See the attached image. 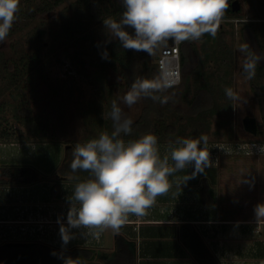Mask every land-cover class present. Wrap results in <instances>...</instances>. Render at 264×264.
Returning a JSON list of instances; mask_svg holds the SVG:
<instances>
[{
    "label": "rangeland",
    "instance_id": "1",
    "mask_svg": "<svg viewBox=\"0 0 264 264\" xmlns=\"http://www.w3.org/2000/svg\"><path fill=\"white\" fill-rule=\"evenodd\" d=\"M42 1L52 5L51 0H20L12 24L13 29L10 30L6 39L0 42V130L7 129L13 132V138L17 141L29 143L26 151H29L28 157L35 167L42 169V166L46 167L49 164L55 167L44 169L42 171L44 176L38 179L41 181L32 184L0 182L1 246L7 245L6 243L26 246L40 242L58 249L76 250L77 253L80 248H83L87 255H90L87 251L94 248L107 251L109 241L114 237L113 229L103 230L99 238L88 235V230L85 228L70 229L73 238L64 245L60 236V227L61 223L67 225L70 207L67 198L72 195L75 184L83 181L81 177L90 178L89 173L84 171L71 172L70 164L73 159L71 150L77 143L91 140L86 136L92 132L98 138L101 133L111 131L113 122L110 119H104L102 113L106 114L110 111L113 100L120 104L124 115L130 117L133 122L145 109L149 110L150 123H154L157 113L162 112L167 116L166 121L169 123L185 126L188 138H197L201 134H206L207 143H217V145L227 144L239 136L243 137L239 139H251L246 138L251 136L250 134L239 133L242 113L250 111L255 116L260 129L258 137L255 136L253 139L264 140V107L262 105L264 102L260 101L254 89V85L258 84L264 91V73L261 75L255 73L251 79H246L242 75L244 82L237 73L226 83L227 74L222 73L217 65L219 60H223V56H220L218 41L210 40V42L201 37L184 43L187 61L184 68L181 66V72L182 78L186 74L189 76L188 82L192 90L188 95L183 94L184 84H181L159 92L161 96L169 97L167 103L153 101L151 109L149 98L142 97L128 107L123 103V97L131 86L127 84L120 70L102 67V61L97 58L96 52L91 48L92 42L80 47L71 42L66 33L64 24L68 15L74 12L76 0H66L51 10L37 13L39 11L36 12L39 9L37 6L41 5ZM239 2L242 7L241 15L222 17L220 25L228 31L227 42L223 44L224 48L234 46L237 56L241 57L242 54L237 51L245 43L239 35L243 34L242 29L246 28V23L253 19L256 11H260L247 1L239 0ZM33 11L37 13L35 16ZM246 29L245 40L249 39L251 33ZM79 31L81 35L94 31V38L103 43L117 39L106 31L103 22L100 24L88 22L82 25ZM159 48L154 54L149 55L151 64L156 63ZM224 50L228 52V49ZM35 51H38L40 56L39 60L33 61L32 55ZM207 54L209 57L206 65L203 63V68L201 61ZM26 62L29 63V69L23 70V75L17 74L15 76L17 79L14 80L15 65L18 64V68H21L22 63ZM151 80L157 79L152 77ZM202 82L214 85L212 90L220 104L219 112L200 126L191 121L190 117L199 107L194 106L195 102L192 104L193 100L189 101L194 93L193 90L197 89V83ZM235 85L238 88L235 93L236 98L231 99L226 96L225 89L231 88L234 92ZM53 93L58 95L54 99L58 111L56 108L55 110L50 108L48 104ZM154 94L158 95V93ZM209 99L211 101L208 104L212 105V98L209 97ZM240 101L246 105L239 106ZM22 110H26L27 113L24 114ZM39 116L42 118L47 116L50 125L56 126L58 135L56 139L37 140L32 127ZM19 135L21 138L17 139ZM170 144L178 146L176 141L167 139L158 141L161 157L168 153ZM217 155V160H213L216 164H211L186 182L183 178L192 176L195 172L194 166L173 174L177 176L171 175L170 189L175 190V193L170 200L173 198L177 200L180 192H183L185 197L194 198L197 218L206 220L210 215L218 219L222 217L239 220L207 221L196 224L206 243L216 253L222 264H264V218H257L255 215L256 206L264 203V154L255 155L241 151L229 154L218 150ZM169 162L172 163L171 160ZM60 167L66 171L62 173L68 177L60 183L61 197L56 196L53 190L51 191L50 184L55 177H49ZM69 176L73 178L69 179ZM3 178L6 181L7 177ZM204 179L214 192L212 208L209 206L205 208L203 207L205 204L199 202ZM171 190L165 194L166 198ZM157 201L158 198L142 218L156 215V209H159ZM187 201H191L190 198ZM177 202L179 203L178 200ZM174 208L178 209L177 206ZM181 209L183 208L180 207ZM141 228L144 232L145 227L141 226ZM119 231L122 233L125 231L131 235L130 227L125 229L121 226ZM78 261L79 264L101 263L100 259L93 257Z\"/></svg>",
    "mask_w": 264,
    "mask_h": 264
},
{
    "label": "clouds",
    "instance_id": "2",
    "mask_svg": "<svg viewBox=\"0 0 264 264\" xmlns=\"http://www.w3.org/2000/svg\"><path fill=\"white\" fill-rule=\"evenodd\" d=\"M19 2L0 0V42L9 34ZM122 3L125 10L119 19L113 16L104 18L106 31L125 49L149 55L169 40H198L205 33L215 36L229 7L228 0H122ZM127 27L134 29L135 34L129 33ZM239 51L242 54V74L251 79L255 75L258 57L249 51L247 43L241 45ZM169 87V82L137 78L123 97V103L131 107L142 97L167 103L168 96L154 93ZM225 94L231 99L236 98L231 88H226ZM102 115L113 122L111 134L101 133L98 138L77 143L71 150V172L84 171L91 178L75 184L72 195L67 198L70 205L67 225L61 223L60 227L64 245L73 238L70 229L85 228L88 235L96 238L105 229L119 231L130 215H146L156 198L169 191L171 175L194 165L192 176L183 178L186 182L211 165L206 134L178 139V146L170 144L168 153L161 157L158 138L154 134L148 133L129 141L121 137V134L132 133L133 121L124 115L116 100L111 102L110 111ZM259 150L264 152V146ZM255 215L264 218V203L256 206ZM64 264H79V261L67 257Z\"/></svg>",
    "mask_w": 264,
    "mask_h": 264
},
{
    "label": "trees",
    "instance_id": "3",
    "mask_svg": "<svg viewBox=\"0 0 264 264\" xmlns=\"http://www.w3.org/2000/svg\"><path fill=\"white\" fill-rule=\"evenodd\" d=\"M66 0H51L52 5H48L44 1L41 2V5H38L39 9L36 10L37 13L40 11H45L53 7L58 6L59 4L64 3ZM252 4L255 9L256 7L259 9L260 12L256 11L254 14L253 19L246 23V28L251 30L249 41V51L255 56L258 57L256 62V74H263L264 73V0H244ZM50 2V1H48ZM122 0H76L74 2V12L68 15L66 19L65 30L71 42H74L80 47H84L91 43V48L94 52H96L97 58L102 61V67H110L113 69H119L122 75L125 77L126 82L128 85L132 86L133 82L137 79H147L150 80L152 77L159 80L161 83V72L158 68L157 63H152L150 60L149 54L143 51H135L130 49H125L121 42L118 39L114 41L103 43L102 41H97L94 38V31H90L85 35H81L79 31L82 25L87 24L88 22L102 23L104 18L107 16H113L117 19L120 18V15L124 11ZM33 16L37 13L33 11ZM240 12L236 13H227L225 11L223 17L229 16H240ZM242 29V33L244 34L245 29ZM13 29V27H11ZM10 29V30H11ZM126 30L131 33L135 34L134 29L127 27ZM10 32V31H9ZM227 33L228 31L223 29L222 25L219 24L217 33L215 36L211 34L205 33L202 38L206 40H213L218 41V48L220 50V56L224 59H231L234 53L233 47L224 48L223 44L227 42ZM243 34L241 36H243ZM217 38H214L216 37ZM244 38V37H243ZM186 41H182L180 43V61L181 66L184 68L186 61H187V52L186 49L183 47ZM211 42V41H210ZM217 44V43H216ZM224 49H228V52H225ZM262 53V55H258ZM40 53L35 51L32 55V60L36 61L39 60ZM91 56V55H89ZM106 56V58H104ZM92 57V56H91ZM209 55L207 54L204 59L201 61V66L204 68V64L206 63L207 58ZM220 58V57H219ZM16 63V62H15ZM204 63V64H203ZM222 63V60H219L217 65L219 66ZM6 65V64H5ZM206 65V64H205ZM15 72L13 73L14 80L17 78V74L23 75V70L29 69V63H22V67L18 68V64L15 65ZM202 72V71H201ZM188 74L183 76L182 84H184L183 94L188 95L189 91H191V87L187 84L188 81ZM210 83H197V89L193 90L194 93L189 102L192 101V104L195 102L196 107L199 109L194 110L191 114V121H194L197 125H202L204 121H207L208 118L212 117L215 113L219 112V100L216 99L215 94L212 90V86L209 85ZM180 86V85H178ZM219 86V85H217ZM177 86H172L169 88H173ZM254 89L257 91L255 92L260 101L264 102V91L261 85L255 84ZM208 96H206V95ZM158 95L161 96V93L158 92ZM58 97L57 94L53 93L49 99V107L53 110L58 111V107L56 106V101L54 100ZM212 98V105H209V101ZM148 98V97H147ZM150 100V107H153V100ZM208 104V105H207ZM264 107V104H262ZM262 107V110H263ZM24 114L27 111H23ZM25 117V116H24ZM167 116L165 113L159 112L156 115L154 123H150L149 120V110H144L141 116L133 122L132 124V133L130 135L121 134V137L125 141L139 139L141 136L152 133L157 138L158 141L160 140H172L177 141L178 139L188 138V132L186 131L185 126H176L172 123L166 121ZM43 119V120H42ZM1 124V123H0ZM33 133L36 135L37 140H53L58 137L57 130L55 125H50V120L47 116L42 118V116L38 117L37 120L34 122L32 127ZM113 127L109 134L113 131ZM17 139L21 138L19 135ZM0 137L6 140H16L14 137L13 132L7 129L0 130ZM90 139L97 138V135L92 132L86 136ZM207 143V147H208ZM203 142L201 147H203ZM194 166V165H192ZM6 169H18L19 166H4ZM29 168V167H26ZM0 182H12V183H19L15 180H6ZM56 189V190H54ZM53 192L56 196L60 195V191L58 187L53 188ZM200 199L202 203L210 205L214 204V192L210 187L209 183L204 179L203 187L200 191ZM185 227H189V234H186ZM196 225L191 223L181 224L179 229V235L182 239L183 244L185 245L186 249L190 252V254L201 264H219L217 259H214L212 250L210 249L209 245L206 243L205 240L201 239V236L198 230L195 228ZM121 237L117 238V241H120ZM125 240L127 244L133 249L132 255L125 254L124 258L129 264H136L137 261V252H136V239L126 238ZM7 245H0V264H64V259L67 257H71L74 260H80L82 258H92L90 255L86 253V250L80 248L79 253L76 250H64L58 249L52 246L45 245L40 242H34L31 245L23 246L22 244H8ZM133 247V248H132ZM41 248V249H39ZM89 250V249H88ZM50 251H53L55 255ZM134 254V255H133Z\"/></svg>",
    "mask_w": 264,
    "mask_h": 264
},
{
    "label": "crops",
    "instance_id": "4",
    "mask_svg": "<svg viewBox=\"0 0 264 264\" xmlns=\"http://www.w3.org/2000/svg\"><path fill=\"white\" fill-rule=\"evenodd\" d=\"M246 30L251 32V30L248 28ZM244 35H245V32L243 36L239 35L241 40L247 44L251 43V41H249L248 38L247 40H245ZM236 44H237V41H236ZM233 49H234V53L231 59L223 58L222 63H221L223 66H221L220 64L219 68H221L222 73L227 74L225 78L226 83H228L227 81H229L231 77H233L234 75H237V73L241 76L240 77L241 81L244 82V78L242 76L243 75L242 69L240 66L242 56L241 57L237 56L236 48L234 46H233ZM237 52L239 53L240 51L238 50ZM181 84H182V81L179 85ZM187 84H189L188 81H187ZM222 84H224L223 79H222ZM220 88L222 87L220 86ZM237 89L238 88L235 85L234 94L237 92ZM238 105L243 106V105H246V103H243L242 101H240ZM27 145H29V143H27L26 141H17V140L11 141V140H6L0 137V167L2 168L0 170V181H4V178H3L4 176L8 177L7 173H8V170H10V169H6L4 166L14 165V166H19V167L20 166L34 167L36 170H38L41 173L44 169H52L53 167H55L51 164H49L46 167L42 166V169L38 168V166L35 167L28 157L29 151H26ZM174 176H177V175H174ZM22 184L27 185L30 183H22ZM61 187L62 186H58L60 194H61ZM174 193H175V190L172 189L171 193H169V196H167L168 198L165 197V194H163L160 198L157 197L158 198L157 204L159 205V209H156L157 211H156L155 216H151L150 218L149 217L142 218V216L138 217L135 215H130L127 222L123 225V227L125 229L126 227H130L131 235H129L125 231H123L122 233L120 231L113 230L114 237L112 238L113 240L109 239L110 240L109 248L107 249V251H104L102 248L101 249L94 248L91 250V253H90L91 257L100 259L101 261L100 264H129L125 260L124 255L125 254L132 255V251L134 248L132 247L133 249H131V247L127 244L125 240V237H126L130 239H136V249H137L136 250L137 252L136 264H201L190 254V252L186 249L185 245L183 244L182 239L180 238V235H179L180 225L186 224V223H191V224L196 225L197 223H200V222L202 223V222H207V221L229 222V221H239V220L227 219V218H222V217L218 219V218H213L210 215L208 217L209 219H206V220L202 218H197L195 214L196 203L193 200L194 198H191L189 196H186L188 197L186 198L183 195V192H180L181 197L180 195H178V199H177L179 201L178 203L177 200H175L174 198L170 200L172 197H174ZM189 198L191 201H187ZM199 202L202 203V201H199ZM212 205L214 204H210V205L205 204L203 205V207L206 208L207 206H209L210 208H212ZM175 206L178 207L177 210L174 208ZM180 207L183 209L180 210ZM141 226L145 227L144 232L141 230L142 229ZM195 228L198 230L201 236V239L205 240L203 234L200 233L197 225ZM133 229L135 230L137 229V230L135 231ZM184 230H186V234L188 235L189 230H190L189 227H185ZM151 231H153V233H151ZM119 236L121 237V240L117 241V238ZM212 253H213L214 259H217L219 264H222V262L219 261L216 253L213 250H212Z\"/></svg>",
    "mask_w": 264,
    "mask_h": 264
},
{
    "label": "built area",
    "instance_id": "5",
    "mask_svg": "<svg viewBox=\"0 0 264 264\" xmlns=\"http://www.w3.org/2000/svg\"><path fill=\"white\" fill-rule=\"evenodd\" d=\"M180 43L174 42L171 45H161L156 56V63L161 72V80L163 83L169 82L172 86H178L182 81L181 61H180ZM260 146H264V140L239 139L235 138L227 144L217 145L211 143L207 150L210 153L211 164H216L218 150L232 154L234 152H244L249 154L261 155ZM228 149V150H227Z\"/></svg>",
    "mask_w": 264,
    "mask_h": 264
},
{
    "label": "flooded vegetation",
    "instance_id": "6",
    "mask_svg": "<svg viewBox=\"0 0 264 264\" xmlns=\"http://www.w3.org/2000/svg\"><path fill=\"white\" fill-rule=\"evenodd\" d=\"M233 1L234 0H228L229 7L226 10L227 13H232V12L236 13V12H234L232 10V5L231 4H232ZM237 12H241V9L239 11H237ZM239 127H240L239 133L241 135L250 134V135H254V136L258 137L259 132H260V129L258 127V122H257L255 116H253L250 111H246V112L242 113L241 120H240V123H239ZM62 172L66 173V171H64V169L62 167H60L51 176H49V177H53V176L55 177V179H53V183L50 184L51 185V187H50L51 190H53L54 187L61 186L60 183L68 178L67 175L63 174ZM7 176L8 177H7L6 180L18 181L19 183H17V184H21V183H31L32 184V183H35L37 181H41V180H38V179L43 177L44 175H43V173H41L38 170H36L34 167L26 168L24 166H20V168H18V169H10V170H8ZM81 179H83V181L87 180V178H85V177H81ZM91 250L87 251V252L91 253Z\"/></svg>",
    "mask_w": 264,
    "mask_h": 264
},
{
    "label": "water",
    "instance_id": "7",
    "mask_svg": "<svg viewBox=\"0 0 264 264\" xmlns=\"http://www.w3.org/2000/svg\"><path fill=\"white\" fill-rule=\"evenodd\" d=\"M231 5H232V10L234 12H237L241 9V4H240L239 0H234ZM174 42L175 41H173V40H169V41H167V43L165 45H171V44H174ZM253 137H255V136L251 135V136H247L246 138H253ZM239 138H243V137L239 136Z\"/></svg>",
    "mask_w": 264,
    "mask_h": 264
}]
</instances>
